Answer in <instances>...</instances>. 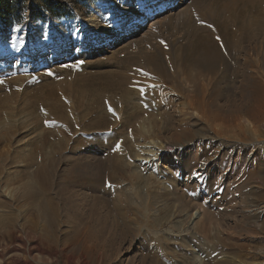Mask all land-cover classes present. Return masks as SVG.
I'll use <instances>...</instances> for the list:
<instances>
[{"label":"rangeland","instance_id":"rangeland-1","mask_svg":"<svg viewBox=\"0 0 264 264\" xmlns=\"http://www.w3.org/2000/svg\"><path fill=\"white\" fill-rule=\"evenodd\" d=\"M52 1L62 16L43 0H0L10 8L0 14V207L15 221L5 231L26 242L31 224L44 233L30 204L52 199L55 238L85 234L91 264H264V3L108 0L110 15L105 0ZM63 20L87 27L73 38ZM115 72L133 78L127 100L102 88ZM203 87L209 98L194 101L207 106H185ZM151 141L165 157L145 162L138 151ZM44 254L41 264H66Z\"/></svg>","mask_w":264,"mask_h":264},{"label":"bare ground","instance_id":"bare-ground-1","mask_svg":"<svg viewBox=\"0 0 264 264\" xmlns=\"http://www.w3.org/2000/svg\"><path fill=\"white\" fill-rule=\"evenodd\" d=\"M145 1L150 2L151 0H145ZM182 1L184 2L185 0H182ZM239 1L244 3L247 6L256 7V8L261 7V5H262L261 3H264V0H239ZM104 3H105L104 6H108L110 15H112L115 12H118V9L116 10V6H113L112 3H110L108 0H105ZM182 4H183L182 2L178 3V5H180V6ZM151 15L152 14L149 13L148 16L150 17ZM62 24L66 27H71V26L74 27L73 38L77 37L78 32L85 30L87 27V24H84L82 22H75V24H74V23H70L66 20H63ZM124 24H125V22L122 21L121 19L117 20V22H116V26L119 28L124 27ZM57 29H59V28H57ZM226 29L228 30V28H226ZM45 32L47 33L46 34L47 39L50 38L49 39L50 44L51 43L55 44L56 40H54L55 36L53 35L55 32L54 27L51 25H45ZM23 34L26 36L28 34V31L23 30ZM0 35L4 36L5 32L1 31ZM101 36H102L101 41L106 42L108 39L107 32H104ZM86 38H88V37H86ZM81 41H82V38H81ZM86 41L88 42V40H86ZM5 52L11 53L9 50L8 51L6 50ZM25 53H27L26 48L23 45H20L18 47H15L14 51L11 54L18 56V59H21L22 54H25ZM4 55L5 54H4L3 48H0V56H4ZM153 71L157 74L160 73V71L156 68H153ZM125 74L121 73V72L109 73L110 76L108 77V80H106V83H104V86L102 87L104 89V91L109 92L111 90H116V89L123 90L124 91L123 97L127 100V98L129 97V94L131 93L128 88H129V86H132L131 84H133V78H131L128 73L126 75ZM161 75H164V74L162 73ZM195 80L196 79H193L192 81L194 82ZM188 91L191 92L189 89L186 88L185 92H188ZM192 93H193V91H192ZM69 94H70V92H69ZM195 94L196 95L193 96L192 94L186 95V93H185V99L189 100V98H191V96L193 99L189 100L188 103L186 102L185 104L184 103L183 104L186 106L188 104L192 105L195 102V103H198V105H202V106L206 107L207 103L205 102L204 99H202V101H199V100L194 101V99L197 96H199L200 94H202V98L208 97V92H207L206 88H204V87H203V89L202 88H196ZM152 95L153 94H151V96ZM97 100L100 102L101 98H97ZM175 100H177V99L174 98L172 100L165 101V102H167L166 105L169 106V107H167L168 113L166 114L168 119L172 118L171 114L173 111L170 112V109L175 107V106L177 107V105H175V103H176ZM55 109L56 108L53 106L52 107V110H54L53 113L57 112ZM179 109L180 108H178V111H179ZM179 112L182 113L181 110ZM135 119H136V117H135ZM141 130H142V127H141ZM3 135L4 134H0V140L2 137H5ZM5 135H7V134H5ZM153 142L154 141H151L149 143L147 142L148 144L146 143V145L141 147L143 149H139V151H138V152L142 153V155L148 156V157L143 158V160H145V162H147L151 158H154L153 156H156V155H157L156 159L158 158V160L163 159V157H165L164 151L166 150V148L161 147V145H162L161 143H160V146L155 145L157 143V141H156V143L155 142L153 143ZM173 148L175 149V151H177L179 148L185 149V146L184 145H176ZM4 152L5 151L0 150V163L5 165L6 163H4V161L7 160L8 155ZM154 152H155V154H154ZM180 152H179V154H180ZM55 153H56V151H55ZM49 158H48V156L46 157L47 160ZM28 159H29V160H27L28 166L33 164L36 160V159H34V156H33V158L29 157ZM56 159H58V158L56 157ZM55 162L56 161H54V163ZM205 165L206 164H204V166ZM164 168L167 170L168 166L165 165ZM46 173H47L46 165L45 164H39V167H38L37 172H36V176L38 178H40V177L42 178ZM0 181H1V177H0ZM29 187H31V186L29 185ZM28 189L29 188H27V190ZM30 191H32V188ZM33 196L38 197V194H36V195L34 194ZM33 202H34V205L30 204V207L34 206L37 208L36 210L40 213L39 215H41L40 218L45 219L44 221L46 222L47 229H45L43 231L41 230L44 233H39L37 224H31L30 225L31 227H28V225H27V227L29 228V234L31 236V239L28 242H26L20 234H16V231H13V232H10L11 230L5 231V228L7 227V225L10 227H14L15 221L12 218V216L11 217L9 216V214H10L9 212H6L3 208L0 207V212H1V214H0V218H1L0 219V264H41L37 255L38 254H44V253H48L56 261H58V258H59L58 254L62 253L64 259L66 260V264H77L78 262H82V264H91L90 262L92 261V258H90V257H95V256L92 254L93 248L91 246L87 245L88 243L86 242V240H88V239L85 236V234H81L82 239L80 238V240L76 239V241H75L72 238L74 236H72L71 237L72 240H69L66 238L65 241H63L62 243L59 242V240L57 238H55V236H54L55 231H56L55 229L57 228L58 223H59L58 222L59 219L57 218V212L55 211V207L53 208V205H51V204H55V203H53L52 199H46V201H44L43 204H41V205L35 204L36 200H34ZM57 207H59V206H57ZM23 227H25V226H23ZM22 230H24V229H22ZM32 240H34V241H32ZM6 242H9V244H6ZM93 261H95V259H93Z\"/></svg>","mask_w":264,"mask_h":264},{"label":"trees","instance_id":"trees-1","mask_svg":"<svg viewBox=\"0 0 264 264\" xmlns=\"http://www.w3.org/2000/svg\"><path fill=\"white\" fill-rule=\"evenodd\" d=\"M43 3L45 5V7L47 8V10L52 15H55L56 17H60L63 15V12L60 10L61 9L60 6L57 4H54V2L52 0H43ZM9 12H10V8L8 6L5 8H3V6L0 7V14H2L4 16L5 15L9 16L10 15ZM33 17H36V16L33 14ZM8 23H11V22H8Z\"/></svg>","mask_w":264,"mask_h":264},{"label":"snow or ice","instance_id":"snow-or-ice-1","mask_svg":"<svg viewBox=\"0 0 264 264\" xmlns=\"http://www.w3.org/2000/svg\"><path fill=\"white\" fill-rule=\"evenodd\" d=\"M117 147H119V146H117Z\"/></svg>","mask_w":264,"mask_h":264}]
</instances>
